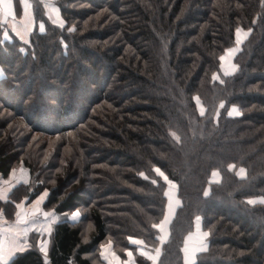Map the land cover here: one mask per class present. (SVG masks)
<instances>
[{"label": "trees", "instance_id": "trees-1", "mask_svg": "<svg viewBox=\"0 0 264 264\" xmlns=\"http://www.w3.org/2000/svg\"><path fill=\"white\" fill-rule=\"evenodd\" d=\"M31 3L28 41L0 30V177L29 173L0 210L12 222L13 201L47 187L56 219L46 259L33 231L7 264H107L98 245L111 239L124 259L129 236L159 246L157 168L180 199L157 264H264V204L247 203L264 197V0H54L64 28ZM237 26L252 31L226 75ZM199 231L206 246L189 263Z\"/></svg>", "mask_w": 264, "mask_h": 264}, {"label": "snow or ice", "instance_id": "snow-or-ice-1", "mask_svg": "<svg viewBox=\"0 0 264 264\" xmlns=\"http://www.w3.org/2000/svg\"><path fill=\"white\" fill-rule=\"evenodd\" d=\"M12 4L11 13H7L3 10H0V30L3 31L4 37H9L10 32L16 33L17 36L20 37L21 40L25 39V34L32 31L34 20L32 17V13L30 11L31 5L28 3V0H22L23 4V16L21 19H17L18 13L16 11L14 0H10ZM51 13H55L56 15L52 18L53 24H58L60 28H64L65 21L60 18L59 11L55 6H49ZM40 30H44L43 24L40 25ZM76 26L75 24L72 27L68 28V32H75ZM251 29H245L244 27L237 26L234 30L237 40L236 47L229 49L228 56L221 57V60H227L228 57H235L236 52L239 50L240 45L246 40L251 34ZM239 70V65L232 63V67L230 70L226 72V75H234ZM5 70L0 69V76L4 75ZM216 75L215 73L213 74ZM23 102V101H22ZM203 111V110H202ZM243 112L238 110L236 106H233L231 111L228 113V116H242ZM35 139V137H33ZM62 164L65 161L61 162ZM230 169L236 168V164H230L228 166ZM59 171V169H57ZM157 172L160 170L157 168ZM17 170L15 168L12 169L11 175L7 180H2V183L6 186L2 191H0V200H8L9 197L7 193L11 191L14 184L18 183L20 180H24L27 183V170L21 168V175L17 176ZM239 174L244 177L247 175V170L245 168H240ZM140 175H144L143 172ZM2 179V178H0ZM54 183V181H53ZM50 190L45 187L44 190L36 197L34 201L28 203V196L25 195L19 203L15 204V219L12 222H6L7 227L0 226V232L5 234V238L7 239L9 236L11 237V243L5 245L0 243V259H4L12 257L16 253H24L29 247L32 245L28 244V234L32 231H35L39 234V248L42 253H44L45 259L47 258L49 240L46 238L50 237L53 232V222L56 219L55 213L50 211H45L41 206L44 202L49 198ZM247 203L250 204H264V197H260L259 199H249ZM80 216L79 208H76L72 212V217L76 218ZM43 218V220L41 219ZM3 219V210H0V220ZM86 219V217H85ZM156 228L163 230L165 226V222L162 221L160 224L154 225ZM205 236L209 235V233H205ZM21 239H23V243H21ZM130 244L136 245L138 248L144 245V242L139 238L129 236L127 237ZM100 249V255L103 256L104 260L107 261V264H137L136 259L134 258V252L131 248L123 249L126 253L127 259H121L119 255L115 251H111L112 241L108 239L104 243H100L98 245ZM140 255L145 256V258L150 257L148 252L140 251ZM14 264V262H13Z\"/></svg>", "mask_w": 264, "mask_h": 264}, {"label": "crops", "instance_id": "crops-1", "mask_svg": "<svg viewBox=\"0 0 264 264\" xmlns=\"http://www.w3.org/2000/svg\"><path fill=\"white\" fill-rule=\"evenodd\" d=\"M42 1H44V3H45V8H46V10H47V12H49V14L51 13L50 12V8L49 7H47L46 5H49V6H55L56 8H57V6L55 5V3H54V0H42ZM17 2H18V5H17ZM28 3L31 5V8H30V11H31V13H32V17H33V20H34V24H33V27H34V25H35V18H34V13H33V8H32V3H31V0H28ZM14 5H15V8H16V11H17V13H18V16H17V19L19 20V19H21L22 18V16H23V4H22V0H14ZM58 9V8H57ZM0 10H3V11H5V12H7V13H11V11H12V4H11V2H10V0H0ZM58 11H59V9H58ZM52 15H56L55 13H51ZM31 32L32 31H30V32H28L27 34H25V39H24V41H28L29 40V37H30V34H31ZM16 34V33H15ZM19 37V36H18ZM213 176V175H212ZM221 177V176H220ZM1 178V177H0ZM219 178L217 177V178H215L214 179V181H219L218 180ZM2 180H7V179H0V185H1V183H2ZM28 181V180H27ZM19 182H24V181H19ZM18 182V183H19ZM18 183H16V184H14L13 185V187L14 186H16ZM2 187L0 188V191H2L3 190V188H5L6 186L2 183ZM13 187H12V189H13ZM12 189H11V191H12ZM11 191H9L8 193H7V195L9 196V194H10V192ZM166 193L168 194V190L166 191ZM169 195V194H168ZM168 195H167V197H168ZM169 201V200H168ZM31 203V202H30ZM29 203V204H30ZM167 205H168V203H167ZM180 205V204H179ZM178 205V206H179ZM177 206V207H178ZM42 208H43V206H41ZM177 209V208H176ZM167 210V209H166ZM176 212V211H175ZM174 215H175V213H174ZM174 217V216H173ZM173 217H172V219H173ZM171 219V220H172ZM6 222H9V221H7L5 218H4V216H3V219L2 220H0V226H3V227H7V223ZM171 222V221H170ZM159 231H160V235H159V239H160V245L159 246H157V247H153V248H151V247H148L147 245H143L142 247H140V248H138L136 245H134L135 246V250H133V252H134V258H135V253L137 252V253H139L140 251H146V252H148V254H149V256L150 257H155V259H152V258H147L148 260H150V264H157L158 263V260H159V258H160V255H161V252H162V244L163 243H165V242H167L168 241V239H169V236H170V232H168V233H166V229L164 228L163 230H161V229H159ZM33 232V231H32ZM31 233V232H30ZM29 233V234H30ZM29 234H28V236H29ZM28 239V238H27ZM204 239H205V235L202 233V232H197L194 236H192L188 241H187V244H186V255H187V260H188V262L189 263H191L192 261H194V258H195V255H196V253L199 251V250H201V249H203L205 246H206V244H205V241H204ZM12 241H11V237L9 236L7 239L5 238V234L4 233H2V232H0V243H3V244H5V245H7V244H9V243H11ZM21 243H23V239H21ZM28 244H29V240H28ZM111 251H114L112 248H111ZM14 256V255H13ZM12 256V257H13ZM12 257H10V258H7V260L5 261L4 259H0V264H7L10 260H11V258ZM145 257V256H144ZM121 259L123 260V258L121 257ZM124 259H127V257L126 258H124ZM137 262V261H136ZM137 264H139L138 262H137Z\"/></svg>", "mask_w": 264, "mask_h": 264}, {"label": "rangeland", "instance_id": "rangeland-1", "mask_svg": "<svg viewBox=\"0 0 264 264\" xmlns=\"http://www.w3.org/2000/svg\"><path fill=\"white\" fill-rule=\"evenodd\" d=\"M236 40H237V37H236ZM245 41V40H244ZM243 41V42H244ZM243 44V43H242ZM241 44V45H242ZM241 45H240V48H239V50L241 49ZM236 47V45L234 46V47H232V48H235ZM232 48H230V49H232ZM238 50V51H239ZM228 51H229V49L226 51V53L222 56V57H225V56H228ZM238 51L236 52V54L238 53ZM236 54H235V56H236ZM235 58V57H234ZM234 58L232 59V57H228V59L227 60H222V64H221V71H222V73L223 74H226V72L228 71V70H230V68L232 67V63H234ZM1 69V68H0ZM3 76V75H2ZM1 77V76H0ZM217 77V79H219L220 77L219 76H216ZM197 103H198V105H199V108H200V110L202 111L203 110V106H202V104H201V102H200V100L199 99H197ZM21 168H23L21 165H17V166H15V169L17 170V176H19V175H21V173H20V169ZM23 169H25V168H23ZM159 173L161 174V175H163V177H164V179L166 180V182H167V190H168V205H167V210H166V214H165V217H164V219L162 220V221H164L165 222V226H164V228L166 229V233H168L169 232V225H170V221H171V219H172V217L174 216V213H175V211H176V208H177V206L180 204V199H179V197H178V195H177V190H178V186H177V184L174 182V181H171V180H169L161 171H159ZM221 175H220V173L218 172V171H215L214 173H213V176L211 177V180L212 181H214V179L215 178H219L218 180H220L221 179V177H220ZM28 178H29V173H28V171H27V180H28ZM20 181H24V180H20ZM1 187L3 186L2 185V183H1V185H0ZM0 187V188H1ZM4 189V188H3ZM259 199V198H258ZM42 220H43V218H41Z\"/></svg>", "mask_w": 264, "mask_h": 264}, {"label": "built area", "instance_id": "built-area-1", "mask_svg": "<svg viewBox=\"0 0 264 264\" xmlns=\"http://www.w3.org/2000/svg\"><path fill=\"white\" fill-rule=\"evenodd\" d=\"M70 262H71V260H70Z\"/></svg>", "mask_w": 264, "mask_h": 264}]
</instances>
